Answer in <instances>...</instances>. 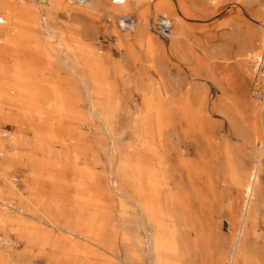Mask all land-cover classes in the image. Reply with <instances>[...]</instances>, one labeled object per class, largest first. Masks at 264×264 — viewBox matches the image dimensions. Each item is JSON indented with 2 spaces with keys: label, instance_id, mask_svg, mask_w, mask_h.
I'll return each instance as SVG.
<instances>
[{
  "label": "rangeland",
  "instance_id": "rangeland-1",
  "mask_svg": "<svg viewBox=\"0 0 264 264\" xmlns=\"http://www.w3.org/2000/svg\"><path fill=\"white\" fill-rule=\"evenodd\" d=\"M0 16V264H264V0ZM170 74L215 112L172 127Z\"/></svg>",
  "mask_w": 264,
  "mask_h": 264
},
{
  "label": "bare ground",
  "instance_id": "bare-ground-1",
  "mask_svg": "<svg viewBox=\"0 0 264 264\" xmlns=\"http://www.w3.org/2000/svg\"><path fill=\"white\" fill-rule=\"evenodd\" d=\"M36 1H39V0H36ZM166 17L169 20V23H171V18L168 16H166ZM135 23L137 24V22H135V20L131 21V25L135 24ZM170 31L172 33V30H170ZM191 48H192V46H191ZM258 58H259V60H258L257 66H258L259 78L257 81L258 82L257 85L258 84H264V71L262 70V67L264 68V50H263V53L258 56ZM181 59L183 60V63L173 64L172 66L176 69L181 70V71H188V72L192 71L193 69L190 68V65L188 64L187 59L184 58L183 55H182ZM169 81H170L169 84H170L171 104H170V108L168 110V114H169L170 119H171V126L172 127L175 125L176 122L180 125L181 128H183L184 124L191 125L192 123L196 122L195 125H197L198 116H201L202 118H204L205 112H207L208 114H211V115L213 112H215V107L212 105H209V100H211L213 97L209 98L208 95H205V99L202 102H200L199 104H196L197 105L196 109H187L185 107H182L181 109H179L177 103H181V104L183 103L184 104L183 95L187 94L186 89H185V85H184L185 80H181L179 77L170 74ZM223 95L225 96V93H223ZM177 96H180L181 99H179V98L177 99ZM204 119H206V118H204ZM193 128H194V126H193ZM184 139H185V137H184Z\"/></svg>",
  "mask_w": 264,
  "mask_h": 264
},
{
  "label": "built area",
  "instance_id": "built-area-1",
  "mask_svg": "<svg viewBox=\"0 0 264 264\" xmlns=\"http://www.w3.org/2000/svg\"><path fill=\"white\" fill-rule=\"evenodd\" d=\"M81 2H85L86 0H80ZM130 18L132 21H134V19L130 16L128 17ZM4 17L0 16V22H4ZM156 28L158 31H160L163 34H169L170 32V23L169 20L167 19V17L165 15L160 14L157 21H156Z\"/></svg>",
  "mask_w": 264,
  "mask_h": 264
}]
</instances>
